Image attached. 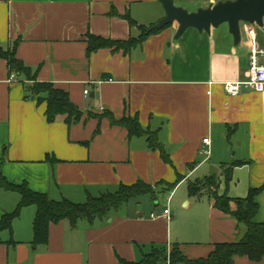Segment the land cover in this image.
Returning <instances> with one entry per match:
<instances>
[{
  "label": "crops",
  "instance_id": "1",
  "mask_svg": "<svg viewBox=\"0 0 264 264\" xmlns=\"http://www.w3.org/2000/svg\"><path fill=\"white\" fill-rule=\"evenodd\" d=\"M220 1L226 0H174L189 12ZM165 16L160 0H0V44L18 42L17 57L38 70V80L66 91L83 112L71 125L64 117L49 123L46 103L28 97V83L12 78L0 58V174L51 200L74 203L140 181L155 190L103 219L75 227L69 220L53 223L44 245L34 244L37 209L26 207L12 230L1 233L0 264H124L175 244L190 259L206 258L214 244L237 242L245 232L214 208L207 190L190 194L191 185L214 174L219 193L234 199L263 188L254 221L264 223V93L231 97L224 90L225 82L249 79L248 30L255 25L241 24L237 46L227 24L210 33L188 29L176 40L174 23L128 50L88 54V34L137 39L141 27L150 29ZM106 113L137 119L156 135L167 159L145 137L112 125ZM240 161L246 164L234 168L226 185L223 166ZM19 202L18 193L0 190V220ZM166 208L170 218L162 216ZM234 264L264 259L238 256Z\"/></svg>",
  "mask_w": 264,
  "mask_h": 264
},
{
  "label": "trees",
  "instance_id": "2",
  "mask_svg": "<svg viewBox=\"0 0 264 264\" xmlns=\"http://www.w3.org/2000/svg\"><path fill=\"white\" fill-rule=\"evenodd\" d=\"M111 14L116 15L114 12ZM130 24L134 25L136 22L131 20ZM141 29L143 32L139 38H132L128 41H115L88 34V54L103 48L128 50L133 46L142 44L149 36L160 32L149 31L144 27ZM17 45L18 42L11 47L0 44V58L7 61L11 75L21 77L28 83L26 85L28 97L36 99L38 104L46 103L45 116L47 121L54 123L59 117H64L68 125L80 121L83 112L72 103L69 94L56 88L51 82L39 81L38 70H33L17 57ZM104 116L110 119L112 125L126 127L130 136L145 137L150 147L160 149L164 158L167 159L156 135L142 129L137 119L125 117L116 120L112 114L107 113ZM90 117L98 118L99 116L90 114ZM98 132L99 130L96 131V133ZM47 159H50L49 155ZM244 164L246 162L240 161L223 166L226 185H229L232 180L234 168ZM220 185L219 176L214 174L191 185L189 190L191 195H200L202 191L207 190L215 209L234 217L238 223L245 227V232L239 241L214 244V250L206 258L190 259L180 249V245L175 244L170 250L166 247H153L150 253L145 254L138 262H122L124 264H234L235 258L238 256H246L256 262L262 261L264 259V223H256L254 218L259 211L257 197L263 188L251 189L244 199H234L227 193L221 195L219 193ZM175 186L176 184L172 185L171 188ZM150 187L140 181L132 186L121 185L116 193L89 197L85 203H74L65 198L59 201L51 200L47 194L32 191L27 183L17 185L9 182L5 176L0 174V190L16 192L20 195L17 208L11 213H6L0 220V245L2 244L1 233L4 230H12L14 220L20 216L26 207L34 206L37 209L33 223L34 244L44 245L48 243L51 224L69 220L75 227L81 220L92 222L97 218L103 219L108 216L110 211L118 210L138 197L153 195L154 193L150 192ZM233 204L236 206L235 210Z\"/></svg>",
  "mask_w": 264,
  "mask_h": 264
},
{
  "label": "water",
  "instance_id": "3",
  "mask_svg": "<svg viewBox=\"0 0 264 264\" xmlns=\"http://www.w3.org/2000/svg\"><path fill=\"white\" fill-rule=\"evenodd\" d=\"M166 16L149 31H160L165 27L178 23L175 39H180L188 29H196L200 33H210L227 24L229 32L237 46L242 42L241 24L264 25V0H226L207 8L189 12L177 6L174 0H160Z\"/></svg>",
  "mask_w": 264,
  "mask_h": 264
},
{
  "label": "built area",
  "instance_id": "4",
  "mask_svg": "<svg viewBox=\"0 0 264 264\" xmlns=\"http://www.w3.org/2000/svg\"><path fill=\"white\" fill-rule=\"evenodd\" d=\"M259 29L264 33V25ZM255 34L254 29L248 30V35L251 38ZM15 75H12L14 78ZM225 92L231 97H237L243 90H253L257 93H264V47L259 44L253 43V47L250 54V69H249V79L246 81H236V82H225L224 83ZM88 90L85 91L87 95ZM206 145L210 144V140L207 138L204 140ZM158 213L152 214V217H156ZM162 216L165 218H170V210L166 208L162 212ZM170 264V263H168Z\"/></svg>",
  "mask_w": 264,
  "mask_h": 264
},
{
  "label": "rangeland",
  "instance_id": "5",
  "mask_svg": "<svg viewBox=\"0 0 264 264\" xmlns=\"http://www.w3.org/2000/svg\"><path fill=\"white\" fill-rule=\"evenodd\" d=\"M253 28H254L255 34L250 38L251 43H256V44H259L261 47H264V33L257 26H253ZM154 191H155L154 187H150V192L154 193ZM160 201L162 205H165L166 200L164 197H161Z\"/></svg>",
  "mask_w": 264,
  "mask_h": 264
}]
</instances>
